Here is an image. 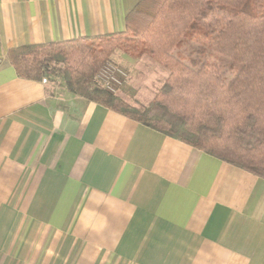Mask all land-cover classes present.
I'll return each instance as SVG.
<instances>
[{"label":"crops","instance_id":"1","mask_svg":"<svg viewBox=\"0 0 264 264\" xmlns=\"http://www.w3.org/2000/svg\"><path fill=\"white\" fill-rule=\"evenodd\" d=\"M140 1L0 0V264H264L263 178L8 58L125 32Z\"/></svg>","mask_w":264,"mask_h":264},{"label":"trees","instance_id":"2","mask_svg":"<svg viewBox=\"0 0 264 264\" xmlns=\"http://www.w3.org/2000/svg\"><path fill=\"white\" fill-rule=\"evenodd\" d=\"M169 70L148 106L92 83L116 52ZM19 77L74 94L264 179V0H141L122 33L10 49Z\"/></svg>","mask_w":264,"mask_h":264},{"label":"rangeland","instance_id":"3","mask_svg":"<svg viewBox=\"0 0 264 264\" xmlns=\"http://www.w3.org/2000/svg\"><path fill=\"white\" fill-rule=\"evenodd\" d=\"M124 54L126 53L118 51L112 55L111 61H108L122 66L129 75L118 95L121 97V94L125 93L127 95L126 98L124 97L125 101L136 106H148L157 95L162 82L169 77L170 72L147 55L134 58L126 54L136 60L128 67L121 60Z\"/></svg>","mask_w":264,"mask_h":264},{"label":"built area","instance_id":"4","mask_svg":"<svg viewBox=\"0 0 264 264\" xmlns=\"http://www.w3.org/2000/svg\"><path fill=\"white\" fill-rule=\"evenodd\" d=\"M129 75L122 66L108 62L104 64L92 79V83L112 94H118L124 86ZM47 81L46 78L43 79Z\"/></svg>","mask_w":264,"mask_h":264}]
</instances>
